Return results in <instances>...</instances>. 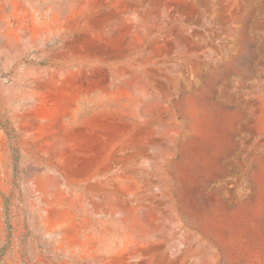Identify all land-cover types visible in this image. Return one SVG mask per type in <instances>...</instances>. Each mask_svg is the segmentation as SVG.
I'll return each mask as SVG.
<instances>
[{
	"label": "rangeland",
	"instance_id": "374dc122",
	"mask_svg": "<svg viewBox=\"0 0 264 264\" xmlns=\"http://www.w3.org/2000/svg\"><path fill=\"white\" fill-rule=\"evenodd\" d=\"M0 264H264V0H0Z\"/></svg>",
	"mask_w": 264,
	"mask_h": 264
}]
</instances>
